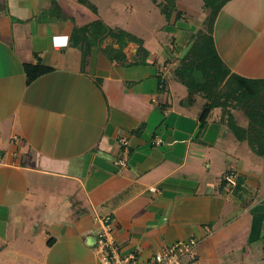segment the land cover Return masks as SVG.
I'll use <instances>...</instances> for the list:
<instances>
[{"label":"crops","instance_id":"0c3cea01","mask_svg":"<svg viewBox=\"0 0 264 264\" xmlns=\"http://www.w3.org/2000/svg\"><path fill=\"white\" fill-rule=\"evenodd\" d=\"M256 2L230 0L219 14L244 21ZM70 3L0 0V264H99L91 245L104 215L122 251L143 262L194 238L182 264H264L258 156L218 108L199 129L186 88L157 57L123 65L91 47L82 58L72 30L95 20L76 24ZM217 19L230 71L263 78L264 47L220 50ZM36 63L52 69L27 82ZM232 170L238 186L224 179Z\"/></svg>","mask_w":264,"mask_h":264},{"label":"trees","instance_id":"16d2710c","mask_svg":"<svg viewBox=\"0 0 264 264\" xmlns=\"http://www.w3.org/2000/svg\"><path fill=\"white\" fill-rule=\"evenodd\" d=\"M78 1L96 12L95 6L89 1ZM229 1L201 0L205 13L202 26L195 32L185 55L172 68L171 74L174 80L186 88L188 102L197 107L199 129L206 125L212 117L213 110L218 108L221 123L236 135L240 144H246L251 148L258 156L254 161L260 163L264 169V77L247 78L230 71L214 45L212 35L214 23L223 6ZM158 5L161 13L167 17L175 9L174 0H161ZM100 28L98 20L73 28L71 39L77 45L81 43L82 58H85L86 52L91 49V37L100 33ZM108 36L117 44L113 59L119 61L118 63L123 65L148 63L149 53L142 39L125 30L116 33V28H108L100 40ZM129 42L137 44L132 62L126 61L123 52ZM50 69L52 68L39 63L26 64L27 82ZM159 79L160 76L158 81ZM239 183L240 181L236 179V186Z\"/></svg>","mask_w":264,"mask_h":264},{"label":"rangeland","instance_id":"374dc122","mask_svg":"<svg viewBox=\"0 0 264 264\" xmlns=\"http://www.w3.org/2000/svg\"><path fill=\"white\" fill-rule=\"evenodd\" d=\"M69 1L71 3L68 4L67 10L71 17L73 16L76 24L91 20L100 22V33L91 37L92 40L90 41L91 47H95V50L104 56H108V58H115L114 49L117 47L111 46V44L108 47H101L100 38L104 33H107L108 28H116V33L125 30L138 39H142L144 47L150 54L149 56L157 57L158 63L164 64L169 73H172V68L185 55L195 32L202 26V20L205 16L201 0H174L175 9L168 17L160 11L158 2L161 0H87L95 6L96 12H92L91 9L84 7L75 0ZM256 3L244 21L230 22L226 18L225 12L218 15L214 35L220 50L226 42L236 46L239 51L243 50V45H250L248 50H254V54L257 46L264 47V0H257ZM177 12H179L178 15ZM111 38L108 36L112 42ZM128 44H135L132 46L135 48L134 50L137 49L136 43L129 42ZM176 45L178 46L177 49ZM127 50L130 53L129 47ZM169 50L171 51L169 52ZM263 51L261 49L258 54H264ZM132 56L134 57V55ZM176 83L179 88L185 89L181 83Z\"/></svg>","mask_w":264,"mask_h":264},{"label":"built area","instance_id":"2783aa9c","mask_svg":"<svg viewBox=\"0 0 264 264\" xmlns=\"http://www.w3.org/2000/svg\"><path fill=\"white\" fill-rule=\"evenodd\" d=\"M165 74L160 75L158 86L162 87L165 82ZM158 143L159 140H156ZM20 153L15 156L19 157ZM237 174L230 171L225 174L224 179L227 185H234ZM150 191H157L156 187H150ZM99 223V229L94 234L92 248L96 252L99 264H182L181 258L189 255L192 259L194 254L193 247L196 244L194 238L184 241H177L167 244L163 249L154 252L143 262L136 251L123 252L120 244L115 239L112 231L110 215H104L96 219Z\"/></svg>","mask_w":264,"mask_h":264},{"label":"water","instance_id":"95a60500","mask_svg":"<svg viewBox=\"0 0 264 264\" xmlns=\"http://www.w3.org/2000/svg\"><path fill=\"white\" fill-rule=\"evenodd\" d=\"M93 240H94V237H93Z\"/></svg>","mask_w":264,"mask_h":264}]
</instances>
